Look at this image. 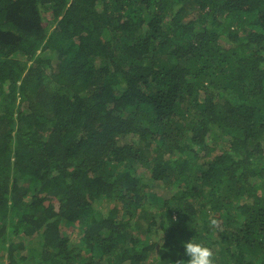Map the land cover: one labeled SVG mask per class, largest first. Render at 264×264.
Listing matches in <instances>:
<instances>
[{"label":"trees","instance_id":"trees-1","mask_svg":"<svg viewBox=\"0 0 264 264\" xmlns=\"http://www.w3.org/2000/svg\"><path fill=\"white\" fill-rule=\"evenodd\" d=\"M193 239L264 264V0H0V264Z\"/></svg>","mask_w":264,"mask_h":264},{"label":"clouds","instance_id":"clouds-1","mask_svg":"<svg viewBox=\"0 0 264 264\" xmlns=\"http://www.w3.org/2000/svg\"><path fill=\"white\" fill-rule=\"evenodd\" d=\"M207 227L211 230H216L218 227V221L209 217L207 219ZM185 249L184 255L188 257V260L177 261V264H215L216 258L214 250L196 240H191L183 244Z\"/></svg>","mask_w":264,"mask_h":264},{"label":"rangeland","instance_id":"rangeland-1","mask_svg":"<svg viewBox=\"0 0 264 264\" xmlns=\"http://www.w3.org/2000/svg\"><path fill=\"white\" fill-rule=\"evenodd\" d=\"M156 188H157V187H151V190H152V191H156ZM99 207L104 208L103 205H99ZM105 207H106V206H105ZM105 209H106V208H105ZM155 253H156V252H155ZM149 256H150V257L148 258V261H153V260L156 259V256H157V255H155V254H153V253H150Z\"/></svg>","mask_w":264,"mask_h":264}]
</instances>
